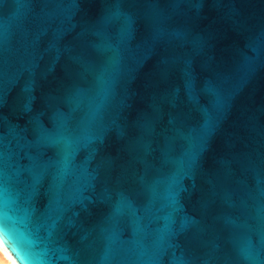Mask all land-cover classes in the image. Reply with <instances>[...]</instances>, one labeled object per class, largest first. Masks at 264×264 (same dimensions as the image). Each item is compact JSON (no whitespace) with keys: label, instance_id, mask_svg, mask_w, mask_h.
<instances>
[{"label":"water","instance_id":"95a60500","mask_svg":"<svg viewBox=\"0 0 264 264\" xmlns=\"http://www.w3.org/2000/svg\"><path fill=\"white\" fill-rule=\"evenodd\" d=\"M0 240L264 264V0H0Z\"/></svg>","mask_w":264,"mask_h":264},{"label":"bare ground","instance_id":"6f19581e","mask_svg":"<svg viewBox=\"0 0 264 264\" xmlns=\"http://www.w3.org/2000/svg\"><path fill=\"white\" fill-rule=\"evenodd\" d=\"M0 247L4 249L6 256L10 259L11 262H13V264H18L17 261L15 260V258L12 256V254L9 252V250L4 246V244L2 243V241L0 240ZM0 264H8L5 263V261H3L2 259H0Z\"/></svg>","mask_w":264,"mask_h":264},{"label":"rangeland","instance_id":"374dc122","mask_svg":"<svg viewBox=\"0 0 264 264\" xmlns=\"http://www.w3.org/2000/svg\"><path fill=\"white\" fill-rule=\"evenodd\" d=\"M4 253H5L4 249L0 247V259L5 261V263L13 264V262H11L10 259Z\"/></svg>","mask_w":264,"mask_h":264}]
</instances>
